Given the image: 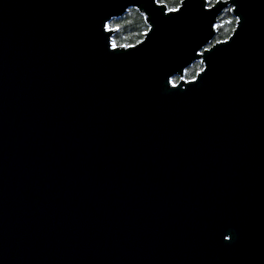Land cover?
Masks as SVG:
<instances>
[{
	"label": "water",
	"instance_id": "obj_1",
	"mask_svg": "<svg viewBox=\"0 0 264 264\" xmlns=\"http://www.w3.org/2000/svg\"><path fill=\"white\" fill-rule=\"evenodd\" d=\"M0 264H264V0H0Z\"/></svg>",
	"mask_w": 264,
	"mask_h": 264
},
{
	"label": "trees",
	"instance_id": "obj_2",
	"mask_svg": "<svg viewBox=\"0 0 264 264\" xmlns=\"http://www.w3.org/2000/svg\"><path fill=\"white\" fill-rule=\"evenodd\" d=\"M215 0H208L209 3H213ZM166 6L171 8L176 3H180V0H165ZM110 26H117L112 35L111 40L115 41L117 45L133 44L139 41L147 25L144 21V17L135 8H128L127 11L119 17L109 20ZM215 34L212 42L225 39L229 36L232 29L235 26V18L231 15L229 8H225L217 16L215 22ZM201 69V63L196 60L193 61L188 67L184 69V78L189 79L195 75V73ZM174 81L177 78H173Z\"/></svg>",
	"mask_w": 264,
	"mask_h": 264
},
{
	"label": "snow or ice",
	"instance_id": "obj_3",
	"mask_svg": "<svg viewBox=\"0 0 264 264\" xmlns=\"http://www.w3.org/2000/svg\"><path fill=\"white\" fill-rule=\"evenodd\" d=\"M154 3H156V4H158V5L161 6V11L175 13L178 10H181L183 0H181L180 3H176L175 6L174 7H171V8H169V7L166 6L165 0H154ZM205 7H212V5L206 4ZM234 7H235V5H234ZM229 11H231V9H229ZM236 19L239 20L240 17H236ZM102 27H103V29L105 31H111L113 27H117V26H110L107 22H104L102 24ZM213 27H216V25H213ZM144 31L147 32L148 29L146 28ZM108 46L111 47V48L118 47V45L113 40H109L108 41ZM122 46L125 47V48L131 47V45H127V44H124ZM180 79L183 80L184 77L181 76ZM190 79H195V77H191ZM168 82L171 83V84H173V85H175V83H176V81H174L171 77L169 78Z\"/></svg>",
	"mask_w": 264,
	"mask_h": 264
}]
</instances>
